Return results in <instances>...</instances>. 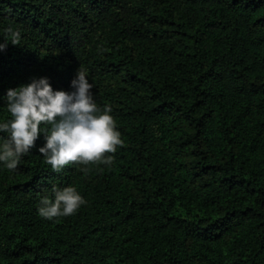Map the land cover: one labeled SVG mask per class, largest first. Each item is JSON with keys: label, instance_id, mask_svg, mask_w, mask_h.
Segmentation results:
<instances>
[{"label": "trees", "instance_id": "1", "mask_svg": "<svg viewBox=\"0 0 264 264\" xmlns=\"http://www.w3.org/2000/svg\"><path fill=\"white\" fill-rule=\"evenodd\" d=\"M9 24L0 97L71 90L82 65L124 143L110 165L0 167V264H264V0H0ZM54 184L87 203L41 216Z\"/></svg>", "mask_w": 264, "mask_h": 264}, {"label": "clouds", "instance_id": "2", "mask_svg": "<svg viewBox=\"0 0 264 264\" xmlns=\"http://www.w3.org/2000/svg\"><path fill=\"white\" fill-rule=\"evenodd\" d=\"M3 32L0 51L20 44L19 27L9 24ZM70 84L71 90L55 89L49 77L34 76L6 89L0 97L4 101L0 107L9 114L0 116V167L16 170L33 148L57 172L70 162L111 164L114 156L106 153H114L124 143L112 106L97 103L86 67H78ZM40 139L43 143L37 144ZM52 192L54 197L40 195L37 210L46 218L73 214L87 203L72 184H54Z\"/></svg>", "mask_w": 264, "mask_h": 264}]
</instances>
